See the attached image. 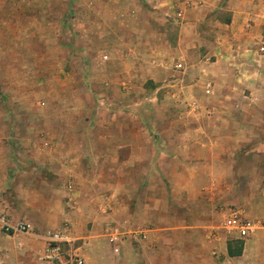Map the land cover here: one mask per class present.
<instances>
[{"label":"rangeland","instance_id":"374dc122","mask_svg":"<svg viewBox=\"0 0 264 264\" xmlns=\"http://www.w3.org/2000/svg\"><path fill=\"white\" fill-rule=\"evenodd\" d=\"M198 3V9L190 12L201 13L203 8L206 19L219 11L224 21L227 13L244 11L249 17L244 25L248 28L247 34L238 38L229 33L231 36L226 38L225 30H218L219 23L209 24L206 19L201 21L204 28H200V34L192 29L184 34L182 25L187 20L169 16L146 0H0V128L6 127L5 133L0 134L4 140L0 163L7 161L12 170V175H0L3 196L0 200V264H54L47 258L49 244L43 237L65 226L73 242L63 254L66 257L78 254L84 258L85 228L82 225L73 228L70 218L68 222L64 218L71 212L69 203L74 204L70 198H75L69 194L67 186L70 189L75 178L83 180L93 173L96 180L103 182L104 175L125 172L124 150L116 151V163L110 164L107 160L111 147L123 143L125 126L151 127V137L155 135L158 142L162 140L159 129H175L177 137L184 134L181 139L186 140L191 139L186 129L210 122L209 118L197 116L191 111L192 107L224 108L215 96L218 92L210 89L209 93L207 85L214 87L215 80L220 79L219 86L225 89L230 71L207 69L212 83L201 80L206 73L198 66L194 65L191 75L176 69L181 63L185 68L179 61L183 60L186 44L190 50H196L197 38L206 35L208 24L221 31L215 41L217 46L225 48V56L244 54L240 79L247 99L237 100L240 114L233 117L235 130L227 133L216 129L212 133V139L217 140L213 149L215 158L219 159L216 168L223 170L229 163L236 173L241 168L244 175L237 179L240 190L235 194L231 186L235 175L222 174V185L230 200L224 205L215 204L214 213L208 209L212 201H209L211 192L206 185H201L202 195L196 203L187 202V207L197 206L201 212L199 225L215 226L212 231L215 239H209L210 230H205L210 245L206 251L215 258L227 244L236 249L251 238L243 240L236 232L227 230V214L231 211L251 221L256 231L264 227V116H260L264 111V55L259 51L264 41V0H198ZM220 6L222 10H218ZM126 29L139 30L135 31V37L141 35L140 30H149L152 42L163 50L149 53V59L154 65L155 59H161L163 64L161 61L156 68L147 64V69L142 68L138 62L144 58V53L134 49L142 44L129 45ZM191 58L194 62L202 59L197 53ZM169 71L178 72L180 77L172 76ZM152 76L155 79H147ZM190 77L196 78L199 85L187 84L193 82ZM182 78H185L184 83ZM257 115L263 126L257 129L250 125L239 131V124ZM217 121L221 126L222 120ZM231 134L244 141L240 148L232 146L228 136ZM133 139L139 140L137 134ZM46 142H52V147L46 146ZM180 149L183 153L184 145ZM196 151V155L202 153L200 148ZM132 169L146 175L148 171L157 172V163L128 167L129 171ZM58 175H63L64 179L59 180ZM167 191L170 197L171 191ZM237 196H240V204L232 200ZM20 222L30 223L33 232L13 231L11 227ZM110 226L123 233H152L155 229L152 225L136 230L106 224L103 228L105 246L117 256H121L124 249H137L144 239L137 242L123 236L117 244L120 253L116 254V245L108 238ZM131 262L137 264L136 260Z\"/></svg>","mask_w":264,"mask_h":264},{"label":"crops","instance_id":"0c3cea01","mask_svg":"<svg viewBox=\"0 0 264 264\" xmlns=\"http://www.w3.org/2000/svg\"><path fill=\"white\" fill-rule=\"evenodd\" d=\"M146 2L155 5L156 8H161L169 16H175L183 21L187 20L182 25L184 34L191 29L200 34V28H204V24L201 23L206 19L204 9H201L203 10L201 13L190 12L198 9V0H146ZM174 3L177 5L175 9L173 8ZM221 7L218 10H222ZM233 12L231 11L230 15L227 13L224 16V21L222 20L223 14L219 11L207 16L206 20L209 24L219 23L218 30H225L226 38L231 35L242 38L243 35L247 34L248 28H245L244 25L247 24L249 17L244 15V11ZM209 24L206 35L198 36L196 50H190L189 45L186 44L183 60L181 59L179 62L184 63L185 73L189 75H191L194 65L202 71L204 69L206 74H204L205 77H201V80H211L212 83L214 81L211 78L209 79L207 69H224V71L231 72V77L227 80L225 89L222 88V85L219 86L218 81L220 79L215 80V85L211 88L214 93L218 92L215 96L220 103L224 104V108H199L198 105L192 107L191 111L197 113V116L209 118L210 122L208 125L198 124L192 129H186V135L191 136V139L187 138L186 140L181 139L184 134H178L177 137L176 131L178 130L175 129L158 130L157 126L158 134L162 138L158 142L159 139H156L155 135H153V138L151 137V127L141 124L136 127L125 126L123 143H119L118 147L112 146V150H109V159H107L110 164H112L111 162L116 163L118 159L116 151L124 150L125 172L122 175H117V173L104 175L105 180L103 182L96 180L94 173L90 174V177H83V180L76 179V176H73L76 182L74 184L70 183V189L69 185L67 186L69 194H73L75 198H70V201H74V204L69 203L71 212L64 218L67 222L70 218L69 224L73 228L77 225H82L85 228L84 238L87 240V247H84L85 251L82 254L86 264H134V262H131L132 260H136L137 264H264V227L252 234L251 238L245 243L241 256L230 257L228 253L229 245L227 244L224 249L221 246L222 254L215 258L206 251L210 245H208L209 241L206 240L205 232L209 229L210 232L207 234L209 239H215V235L212 234L215 226L199 225L198 218L201 212H198L197 206L187 207V202L189 204L196 203L198 196L202 195L201 185L203 187L206 185V188L211 192L209 201H212V206H209L208 209L211 213H214L215 204L224 205L230 200L222 185L224 184L222 174L235 175V181L231 185L232 188L234 187L235 194H238V189L240 190V185H236L237 179L240 180V175H244L241 168L239 173H236L233 167L228 166L229 163L224 165L222 171L216 168V162L219 159L215 158L217 155L213 154V149L215 148L214 141L217 140L216 138L215 140L212 139V133L216 129L227 133L235 130L236 125L233 117L240 114L237 100L240 98L247 99L243 80L240 79V64L243 63L244 54L238 52V55L236 53V55L225 56L223 50L225 48L217 46L215 41V36H219L221 31H217V26L214 28L213 25ZM189 27L191 28L189 29ZM135 31L139 30L132 29L130 32L126 29V35L129 38V45L134 46L136 42L142 44L139 47L138 45L134 47V49L144 53V58L138 62L142 64V68L147 69V65L156 68L161 61L163 64L161 59H155V65L149 59V53L154 50L155 53L163 52L161 47L159 49L158 45L152 42L154 40L148 35L150 31L140 30L141 35L139 37H135L137 35ZM201 48L206 49L201 50ZM196 53L202 59L194 62L191 57ZM153 73L151 74L153 75ZM169 74L180 77L178 72L169 71ZM190 78L193 79V82L187 84H193L191 87L199 85L196 78ZM147 79H155V77H147ZM183 81L185 82V78H182ZM0 98L2 99L1 96ZM260 116H264V111L260 113ZM218 119L222 120L221 126L217 121ZM250 125L257 129L261 125L263 126L260 117L257 115L252 119L249 118L247 123H242L241 126L239 124V131ZM5 129V126L0 128V134L5 133ZM134 134H137L140 141L133 139ZM228 136L232 140L234 148H240L244 142L240 140V137L237 138L238 136L235 137L232 134ZM3 144L4 140L0 138V153ZM50 145H53L52 142H46V146L52 147ZM183 145L184 151L182 153L180 148ZM198 148L202 152L200 155H196ZM145 163L150 166L157 163V172L151 173L148 171L146 175H141L133 169L128 170L131 165ZM10 166L11 164L7 161L0 163V175H12ZM203 170L207 171L203 172ZM58 179H64V176L58 175ZM78 180L82 182H78ZM207 182H209V185L206 184ZM80 183L82 185L79 187ZM168 189L171 191L170 197L168 196ZM2 197L0 193V200ZM232 200H236L240 204V196H237V199L233 197ZM111 223L136 230L148 225L154 226L155 229L154 232L149 233L152 235L138 245L137 249L128 248L127 251L124 249L122 255L117 256L110 253L105 246L107 242L104 239L106 235L103 233V228L106 224Z\"/></svg>","mask_w":264,"mask_h":264},{"label":"built area","instance_id":"2783aa9c","mask_svg":"<svg viewBox=\"0 0 264 264\" xmlns=\"http://www.w3.org/2000/svg\"><path fill=\"white\" fill-rule=\"evenodd\" d=\"M259 51L262 55H264V41L259 47ZM176 69L178 71H183L185 68L183 64L176 65ZM207 87L209 88L207 91L210 92L212 85L208 84ZM13 231L23 234H30L33 232L34 227L30 223L20 222L16 224L14 227H11ZM226 228L227 230L232 233L236 232L239 235L240 239H247L252 236V234L256 231L255 225L248 220L242 219L241 215L237 211H231L228 214V218L226 221ZM8 230V229H7ZM107 232L109 242L114 246V252L116 254L120 253V247L117 246L119 244V240L122 241L123 236H129L131 240L139 242L140 239L148 238V231H139V232H129L123 233L121 229L109 227ZM47 243L49 244L48 251H47V258L54 264H86L84 258L78 254H70L66 257L63 254L64 249L67 246H71V242H73V238L70 235V232L67 231L65 228L61 231H49L43 237Z\"/></svg>","mask_w":264,"mask_h":264},{"label":"trees","instance_id":"16d2710c","mask_svg":"<svg viewBox=\"0 0 264 264\" xmlns=\"http://www.w3.org/2000/svg\"><path fill=\"white\" fill-rule=\"evenodd\" d=\"M228 253L230 257H238L241 256L244 250V245L243 244H239V247H237L235 249V247H233L231 244L228 246Z\"/></svg>","mask_w":264,"mask_h":264}]
</instances>
